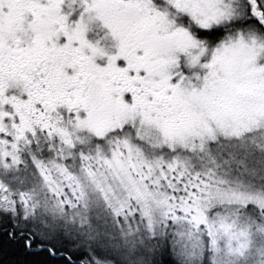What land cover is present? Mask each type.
<instances>
[{"label": "snow or ice", "instance_id": "6c2138e0", "mask_svg": "<svg viewBox=\"0 0 264 264\" xmlns=\"http://www.w3.org/2000/svg\"><path fill=\"white\" fill-rule=\"evenodd\" d=\"M0 264H264V0H0Z\"/></svg>", "mask_w": 264, "mask_h": 264}]
</instances>
